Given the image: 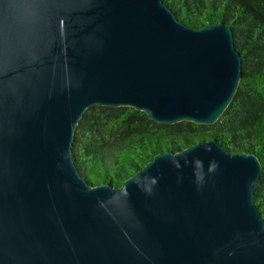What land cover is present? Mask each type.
Returning a JSON list of instances; mask_svg holds the SVG:
<instances>
[{"label":"water","instance_id":"obj_1","mask_svg":"<svg viewBox=\"0 0 264 264\" xmlns=\"http://www.w3.org/2000/svg\"><path fill=\"white\" fill-rule=\"evenodd\" d=\"M235 49L228 25L188 27L163 0H0V264H264L254 154L201 140L113 187L72 151L93 105L215 123Z\"/></svg>","mask_w":264,"mask_h":264},{"label":"trees","instance_id":"obj_2","mask_svg":"<svg viewBox=\"0 0 264 264\" xmlns=\"http://www.w3.org/2000/svg\"><path fill=\"white\" fill-rule=\"evenodd\" d=\"M191 28L222 23L233 32L241 79L215 123L156 124L127 107L93 105L80 118L72 146L81 177L119 187L157 154L213 139L229 152L252 153L262 165L254 201L264 219V0H163Z\"/></svg>","mask_w":264,"mask_h":264}]
</instances>
